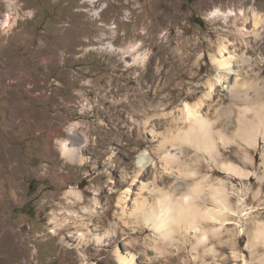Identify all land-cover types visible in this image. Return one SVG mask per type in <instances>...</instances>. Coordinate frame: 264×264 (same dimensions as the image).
Masks as SVG:
<instances>
[{
	"label": "rangeland",
	"instance_id": "1",
	"mask_svg": "<svg viewBox=\"0 0 264 264\" xmlns=\"http://www.w3.org/2000/svg\"><path fill=\"white\" fill-rule=\"evenodd\" d=\"M14 1L0 0V264H264V136L247 134L264 0ZM217 8L230 15L213 18ZM199 99L213 148L180 139L181 108ZM200 182L192 199L205 209H222L210 184L229 201L223 219L202 211L207 234L139 218L136 205L168 192L166 218Z\"/></svg>",
	"mask_w": 264,
	"mask_h": 264
},
{
	"label": "bare ground",
	"instance_id": "2",
	"mask_svg": "<svg viewBox=\"0 0 264 264\" xmlns=\"http://www.w3.org/2000/svg\"><path fill=\"white\" fill-rule=\"evenodd\" d=\"M14 4H15V1L11 0V5H14ZM229 13H230V11H223L222 9L217 8L216 10L211 12L210 14H211V16L213 18H216V17H220V16H225V17L229 16L230 15ZM252 15H253L254 32L256 33V35H259V34H261L263 32L262 31L263 29L261 30L262 32L259 29L261 28V26L264 23V18H263L262 15L258 14L256 11L254 13H252ZM16 19H17V15L12 14V12H8L5 15V19L3 21V25H6V26L10 27L12 25V23ZM223 48H225V47L221 46L219 52H221L223 50ZM139 57H142L143 60H144L145 56L144 55H142V56L140 55ZM137 58H138V56H137ZM138 60H139V58H138ZM215 62L218 64L219 68H223V66H228V64L225 65L227 63L225 58H223L222 56L219 57V55L215 58ZM219 70L222 71V69H219ZM218 77H220V76H218ZM221 77H220V79H221ZM216 78H217V75H216ZM209 84H210V87L213 86V82L209 83ZM255 93L256 94L251 99V105L252 104L253 105L257 104L260 107L257 106V108L254 111L252 110L253 111L252 113L254 114L253 116H255V117L259 118V120L260 119L261 120H260V122L258 124H256V123H253V120H252V119L255 120V117L254 118L252 117L251 120L248 121L247 134H249V136L250 135L252 136L251 140H254L255 142H257L256 139H257V136L259 134H261V135L263 134V136H264V125H263V127L261 125V121H264V107H262V106H264V85L262 87H259L258 88V92H255ZM203 102L204 101L202 99H199V100H197L195 102L186 101L184 103V105L182 106V108H181L182 113H183V117L182 118H183V120H185V122L189 121L190 123L187 124L188 127L185 128V133L186 134L182 135V136L180 135V139L183 140V141L185 140V141H188V142L190 141L191 143H195L199 147L208 146V148L209 147L213 148L214 147V142H215V140H214L215 137H214V135L211 134V126H209V125H211L210 120L207 118V116H205L204 114H201V110H200L201 107H202ZM251 105H249V106H251ZM249 106H247L245 111L249 110L248 109ZM255 107H253V108H255ZM219 134H220L219 137L223 138V136H222L223 132L221 130H219ZM249 136H246L245 139L247 140V137H249ZM201 137H202L203 140L201 139ZM247 142H249V141H247ZM255 142L253 144H255ZM172 143H174V142H172ZM61 149H62L63 155L67 159H69V161L70 160H78V161L82 160L80 147L72 146L71 143L68 141V139H63L62 140ZM182 150L184 152V149H182ZM146 155L142 156L141 162L145 160V158H146L145 156ZM166 158H167V163H168L169 160H174L178 164L181 161V158L176 153L169 154L167 152ZM143 163H145V162H143ZM225 164H226V167L224 169L230 174L247 175V177L250 176V173L244 172L242 170L243 168L238 167L235 164H232V163H225ZM178 171H179L180 174L187 175V173L180 166L178 168ZM204 186L205 185H203L201 182L198 183V184L196 183L195 185H192V186H188L186 191L182 193L181 198H177V199L173 200L174 201V203H173L174 205H173V208H172L173 211L166 218L164 216L167 215L166 214L167 213V208H168V206L170 204L169 200L170 199L172 200V198L168 195V192L164 193L163 197L161 199H159V204H157V205H156L155 202H153V204H151V205H147L148 203L146 204L144 201L142 203H139L138 205H136L137 206V211L139 212L138 214L140 215V216L139 215L138 216L145 223L153 222L155 224L154 226H159V225H162V224H166V225L168 224V225L171 226L172 223H182L183 225H185L186 229L190 227V228H194L196 230V232L197 231H204L203 230L204 227L202 226L201 220L205 216V215H203L204 213L202 212L205 209V207H203L199 203H196L193 200V199H196L197 197H200L198 195V193H199V191L204 190ZM210 190H211V194H212L210 199H212V201H214L215 203L218 204V205L215 204V205H217L216 207H219V205H220V208H222V209L218 208L219 210H216L215 208L206 207L205 213L206 214L209 213L212 217H214L215 220L223 219L225 217V211L224 210H226L225 209L226 207L228 208V204H229V201H227L228 200V196L226 194V188L221 183L218 186L210 184ZM167 198H168V200H167ZM166 206H167V208H166ZM205 206H206V204H205ZM165 211H166V213H165ZM134 213L136 214V212H134ZM138 216H136V217H138ZM133 221H137V220H133ZM225 221H222V222H225ZM190 222H192L193 224L190 223ZM142 225H144V224H142ZM186 232H188V231H186ZM196 232L194 231V233H196ZM203 233L207 234L206 231H204ZM129 259H127V257H123L122 255L119 258V260H120V262L122 264L128 263Z\"/></svg>",
	"mask_w": 264,
	"mask_h": 264
}]
</instances>
